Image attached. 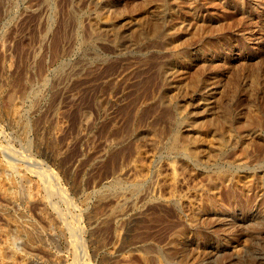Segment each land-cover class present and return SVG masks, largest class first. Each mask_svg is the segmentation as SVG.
I'll use <instances>...</instances> for the list:
<instances>
[{"label": "rangeland", "instance_id": "1", "mask_svg": "<svg viewBox=\"0 0 264 264\" xmlns=\"http://www.w3.org/2000/svg\"><path fill=\"white\" fill-rule=\"evenodd\" d=\"M165 1L0 0V178L16 190L0 198V227L27 264H264V180L210 187L243 157L235 169H264V0H195L213 27L187 30L174 46V14L128 22ZM175 1L188 26L194 18ZM165 71L198 72L207 85L176 90ZM218 103L236 119L230 126L217 123ZM28 181L38 185L33 200ZM184 247L196 255L182 256Z\"/></svg>", "mask_w": 264, "mask_h": 264}, {"label": "bare ground", "instance_id": "2", "mask_svg": "<svg viewBox=\"0 0 264 264\" xmlns=\"http://www.w3.org/2000/svg\"><path fill=\"white\" fill-rule=\"evenodd\" d=\"M159 1V0H158ZM166 1H168V3H166ZM163 4H162V8H158L157 6H156V4H148V5H145L144 7H142L133 17H132V19H129V23L130 22H132L133 20H136V21H138V22H141V23H144V22H151V23H154V22H156V21H158L160 18H162L163 16H165V15H167V14H174L175 15V17H176V19H175V21L173 22V23H171L170 24V28L171 29H173L172 31H170V33H169V35H168V44H170V45H176L177 43V41H181V40H183L184 39V35L186 34V32H187V30L189 31V30H191V32H203V31H207L208 29H211V27H213L212 25H213V22H214V19H213V16L211 15V14H207V15H200V14H198L197 13V11L195 10V0H182L183 2H184V4H186V9L188 10L187 12H189L190 13V15L194 18V20H193V22L192 23H190L188 26L187 25H185L184 23H183V21H181L180 20V16H181V14L180 13H178V14H176V13H174V10L176 9V8H174V6H176V1L175 0H166ZM94 2V1H93ZM140 3V2H139ZM141 4V3H140ZM170 4V5H169ZM79 6V5H78ZM185 6V5H184ZM114 9V8H113ZM185 9V10H186ZM130 10V9H129ZM124 12V11H123ZM212 13V12H211ZM70 14V13H69ZM106 16V15H105ZM121 16V15H120ZM171 16V15H170ZM84 17V16H83ZM173 18V17H172ZM105 19H107V18H105ZM168 19H169V17H168ZM182 19V18H181ZM116 20V19H115ZM128 20V19H127ZM163 20V19H162ZM102 21H104L105 23H106V21L105 20H102ZM135 21V22H136ZM164 22V21H163ZM166 22V21H165ZM170 22V21H169ZM127 24L125 27H124V31H125V33L126 32H129L130 33V35H131V40L132 41H135V40H138V39H140V37H141V33L142 34H144L143 32H140V31H135L134 30V32H132V30H131V25L130 24ZM167 23V22H166ZM187 23H189V22H187ZM71 24V23H70ZM132 24V23H131ZM121 27V26H120ZM170 30V29H169ZM217 30V29H216ZM155 30L153 29L152 31H150L149 32V34H152L153 32H154ZM146 32V31H145ZM191 32H190V34H191ZM221 32V31H220ZM94 33V32H93ZM92 33V34H93ZM167 33V32H166ZM187 33H189V32H187ZM219 33V32H218ZM121 35H122V33H121ZM120 35V36H121ZM122 37V36H121ZM191 41V40H190ZM131 42V41H130ZM85 43V42H84ZM172 47V46H171ZM175 49V48H174ZM173 50V49H172ZM195 51V50H194ZM174 56H172V58H173ZM199 57V55L198 54H196V55H193V56H191V58L192 59H196V58H198ZM168 58V57H167ZM176 60H177V62L179 61V58H177V56H176ZM188 60V59H187ZM181 61V60H180ZM179 61V62H180ZM178 62V63H179ZM218 63V62H217ZM175 64V63H174ZM183 64V63H182ZM187 64V63H186ZM184 65V64H183ZM169 67V66H168ZM176 68V67H175ZM238 69V68H237ZM169 70V69H168ZM181 71H182V69H180ZM171 71V70H170ZM189 73V72H188ZM170 73L169 72H167V71H165L164 72V75H165V77L167 78V79H169V85L170 86H173L176 90H182L183 88H187V87H189V88H191L192 90H201V89H204V87L207 85V83H206V81H207V79L204 77V76H202V74L201 73H198V72H196V73H194V74H192V75H189V77L187 78V79H183L184 77H183V75H182V73L181 72H176L175 74H173V75H169ZM183 74H185V72L183 73ZM164 78V77H163ZM237 78V77H236ZM226 79V78H225ZM188 85V86H185V85ZM185 86V87H184ZM212 90V89H211ZM226 91V90H225ZM204 92V91H203ZM180 93V92H179ZM167 94V93H166ZM189 94V93H188ZM175 95V94H174ZM228 95H230V93L228 94ZM180 98V97H179ZM229 99V98H228ZM225 100V99H224ZM226 101V100H225ZM236 101V100H235ZM234 101V102H235ZM220 103V102H219ZM218 103V104H219ZM220 105V104H219ZM248 105V104H247ZM212 105H210V107H211ZM239 106V105H238ZM207 107V106H206ZM245 109V108H244ZM6 112V111H5ZM13 112V111H12ZM11 114H13V113H11ZM243 116H248L247 118H253L254 116H255V113H254V111L252 110V111H247L246 112V110L243 112V114H242ZM196 116V115H195ZM202 118H204V117H202ZM199 119V118H193V119H190V118H185L184 119V121L186 122V123H188L189 125H191V126H199L201 123H202V121H206L207 120V118L206 119ZM217 123H219V124H221L222 126H225V127H227V126H230V124L232 123V121H233V119H234V116L232 115V112H230V110H229V108H227L225 105H220V108H219V110H218V114H217ZM236 118V117H235ZM239 118V117H238ZM257 118V117H256ZM259 118V117H258ZM210 120V119H209ZM211 121V120H210ZM234 121H236V119H234ZM233 121V122H234ZM212 122H214L213 120H212ZM25 123V122H24ZM82 123V122H81ZM210 123V122H209ZM83 124V123H82ZM81 124V125H82ZM206 124H207V121H206ZM205 124V125H206ZM215 124V123H214ZM218 124V125H219ZM243 124V123H242ZM209 125V124H208ZM207 125V126H208ZM216 125V124H215ZM203 126H204V123H203ZM210 126V125H209ZM243 126V125H242ZM245 126V125H244ZM21 127V126H20ZM240 127V126H239ZM246 127V126H245ZM201 128H203V127H201ZM217 128H218V126H217ZM159 129V128H158ZM190 129V128H189ZM193 129V128H192ZM220 130H221V127L219 128ZM218 129V130H219ZM226 129H228V128H226ZM212 130V129H211ZM216 131V130H215ZM222 131V130H221ZM221 133V132H220ZM246 133V132H245ZM150 134V133H149ZM243 134V133H242ZM247 135H248V137L247 138H255L256 137V134H255V131H251V132H248L247 133ZM258 138H260V137H258ZM248 139V140H249ZM197 141L199 140V139H196ZM215 140V139H214ZM247 140V139H246ZM253 142L255 141L256 142V139L255 140H252ZM251 141V142H252ZM157 142V141H156ZM181 142V140L179 141V139H178V137H176V136H173L172 137V141H171V143H170V148H172V149H175V148H177V146L179 145V144H181L180 143ZM196 142V141H195ZM216 143H215V146H217L219 149H221V147L223 146V144H224V139H223V135L221 134V135H219V136H217V138H216V141H215ZM226 143V142H225ZM245 143H249V142H246L245 141ZM260 143H261V141H260ZM253 144V143H252ZM158 145V144H157ZM161 145V144H160ZM185 145V144H184ZM263 145V144H262ZM38 146V145H37ZM180 146V145H179ZM248 146V145H247ZM255 146V145H254ZM8 147V146H7ZM6 147V148H7ZM143 147V146H142ZM145 147V146H144ZM147 147V146H146ZM226 148V147H225ZM55 149V148H54ZM251 149V148H250ZM196 150L198 151V149L196 148ZM174 151V150H173ZM251 151V150H250ZM249 151V152H250ZM255 151V150H254ZM258 151H260V150H258ZM258 151H256V152H258ZM8 152V151H7ZM241 152V151H240ZM239 152V153H240ZM18 153V152H17ZM56 154V153H55ZM232 154V153H231ZM230 154V155H231ZM243 154V153H242ZM241 155V154H240ZM239 155V156H240ZM53 156V155H52ZM233 156V155H232ZM253 156V155H252ZM11 157H12V155H11ZM54 157V156H53ZM254 157V156H253ZM141 158V157H140ZM140 158H139V160H140ZM255 158V157H254ZM136 160L137 159H135V162H136ZM141 161V160H140ZM244 161H246V158L245 157H243L242 159H239L238 161L236 160V161H234L233 163H234V167H230V168H228V169H226V170H224V174L222 175V176H220V179H218L219 177L217 176V177H215L214 178V180H212L211 181V183H210V187H215L216 186V184L217 183H219V182H224V181H230L231 183H232V185L233 186H238V185H240V186H244V187H248V185H249V183L251 182V181H255V180H257V181H261V180H264V169H263V171H262V173L261 174H257V173H254V172H251V171H248V172H246V171H239V170H237V169H235L236 168V166H242V164H244L245 162ZM138 163V162H137ZM182 163V162H181ZM186 163V162H185ZM184 163V164H185ZM250 163H251V161H250ZM25 164V163H24ZM27 164V163H26ZM167 164V163H166ZM183 164V165H184ZM135 165H137V164H135ZM165 165V164H164ZM168 165V164H167ZM249 165V164H248ZM7 167H8V169L9 168H15V166H13V165H11L10 163H7V165H6ZM6 167V168H7ZM26 167V166H25ZM134 167V166H133ZM174 167H176V166H174ZM178 167V166H177ZM180 167V166H179ZM20 168H22V167H20ZM20 168H18L17 169V173H20L21 172V169ZM171 168V170L173 171V169H172V167H170ZM37 169H39L40 170V168H37ZM0 170H1V168H0ZM10 170V169H9ZM8 170V171H9ZM13 170V169H12ZM179 170V169H178ZM177 170V171H178ZM4 171V170H3ZM6 171V170H5ZM16 171V170H15ZM28 171V170H27ZM43 171V170H42ZM141 171V170H140ZM170 171V170H169ZM12 172V171H11ZM179 173V172H178ZM177 173V174H178ZM5 174V173H4ZM123 174V173H122ZM125 174V173H124ZM159 174H161V173H159ZM176 174V175H177ZM21 175V174H20ZM139 175V174H138ZM159 176V175H158ZM2 177V176H1ZM41 177H44L43 175H41ZM40 177V178H41ZM170 177V176H169ZM169 177L166 179V180H169ZM198 177H200V176H198ZM198 177H196V178H198ZM125 178V177H124ZM142 178V177H141ZM177 178V177H176ZM195 178V177H194ZM201 178V177H200ZM159 179V178H158ZM171 179V178H170ZM178 179V178H177ZM48 180V179H47ZM120 180V179H119ZM125 180H126V178H125ZM139 180V179H138ZM6 181V180H5ZM14 181V180H13ZM30 181V180H29ZM28 181V183L26 184V186H25V197H26V199H28V200H30V199H32L33 200V198L37 195V193H38V185L35 183V181L34 182H29ZM46 181V180H45ZM133 181V180H132ZM159 181H160V179H159ZM161 181H162V178H161ZM164 181V180H163ZM179 181H181V179L179 180ZM43 182V181H42ZM120 182V181H119ZM166 182V181H165ZM168 182V181H167ZM166 182V183H167ZM182 182V181H181ZM26 183V182H25ZM45 183V182H44ZM177 183H179V182H177ZM9 185V183H5L4 181H2L1 180V178H0V198L2 199V200H7V201H12V200H14V198H15V194H14V192L16 191L15 189H14V191L13 190H9L8 189V185ZM115 184V183H114ZM158 184V183H157ZM162 184H163V182H162ZM168 184V183H167ZM165 185V184H164ZM177 185H179V184H177ZM181 185H184V184H181ZM181 185H180V187H181ZM221 185V184H220ZM12 186V185H11ZM45 186V185H44ZM167 186V185H166ZM169 186V185H168ZM171 186H172V184H171ZM204 186V185H203ZM223 186V185H222ZM47 187V186H46ZM177 187H179V186H177ZM179 187V188H180ZM218 187V186H217ZM259 187H260V185H259ZM16 188V187H15ZM57 188V187H56ZM161 188V187H160ZM166 188V187H165ZM164 188V189H165ZM171 188V187H170ZM182 188V187H181ZM46 189V188H45ZM49 189H50V187H49ZM157 189V188H156ZM163 189V188H162ZM166 189H169V188H166ZM241 189V188H240ZM239 189V190H240ZM57 190V189H56ZM180 190V189H179ZM218 190V189H217ZM223 190H225V188L223 189ZM212 191H213V189H212ZM242 191V190H241ZM19 192V191H18ZM131 192V191H130ZM180 192H181V190H180ZM190 192V191H189ZM225 192V191H224ZM16 193V192H15ZM61 194V193H60ZM127 194V193H126ZM125 194V195H126ZM129 194V193H128ZM190 194H191V192H190ZM196 194V193H195ZM223 194V193H222ZM230 194H232V192L230 191ZM238 194H239V192H238ZM21 195V194H20ZM237 195V194H236ZM22 196V195H21ZM188 196H189V194H188ZM194 196V195H193ZM241 197H242V195H240ZM47 197V196H46ZM117 197V196H116ZM120 197V196H119ZM173 197H174V195H173ZM179 197V196H178ZM190 197V196H189ZM237 197V196H236ZM191 198V197H190ZM228 198V197H227ZM117 199V198H116ZM196 199V198H195ZM232 199V198H231ZM65 200V199H64ZM162 200V199H161ZM199 200V199H198ZM65 202V201H64ZM87 202V201H86ZM185 202H188V201H185ZM192 202V201H191ZM211 202H212V200H211ZM9 203V202H8ZM167 203V202H166ZM183 203V202H182ZM196 203V202H195ZM28 204V203H27ZM128 204V203H127ZM188 204V203H187ZM193 204V203H192ZM212 204V203H211ZM232 204V203H231ZM8 205H10V204H8ZM48 205H49V202H48ZM182 205V204H181ZM15 206V205H14ZM53 207V206H52ZM166 207V206H165ZM179 207V206H178ZM183 207V206H182ZM187 207V206H186ZM195 207V206H194ZM193 207V208H194ZM151 208V207H150ZM168 208V207H167ZM185 208V207H184ZM191 208V207H190ZM192 209V208H191ZM172 210V209H171ZM176 211V210H175ZM183 211H185V210H183ZM195 211V210H194ZM189 212V211H188ZM253 212V211H252ZM48 213V212H47ZM107 213V212H106ZM137 213V212H136ZM12 214V213H11ZM135 214V213H134ZM133 213H132V215H134ZM151 214H152V212H151ZM3 215H4V213H3ZM7 215V214H6ZM13 215V214H12ZM12 215H9L10 217L12 216ZM24 215V214H23ZM62 215V214H61ZM64 215V214H63ZM66 215H67V213H66ZM65 215V216H66ZM5 216V215H4ZM18 216H20V214L18 215ZM54 216V215H53ZM24 217V216H23ZM161 217V216H160ZM221 217V216H220ZM211 218V217H210ZM260 218V217H259ZM50 219V218H49ZM140 219V218H139ZM156 219H158V218H156ZM162 219V218H161ZM163 219H164V217H163ZM184 219V218H183ZM10 220V219H9ZM62 220V219H61ZM69 220V219H68ZM72 220V219H71ZM76 220V219H75ZM134 220V219H133ZM132 220V221H133ZM153 220V219H152ZM205 220V219H204ZM155 221V220H154ZM162 221V220H161ZM166 221V220H165ZM164 220H163V222H165ZM169 221V220H168ZM8 220H7V224H8ZM63 222V221H62ZM159 222H160V219H159ZM158 222V223H159ZM12 223V222H11ZM10 223V224H11ZM157 223V224H158ZM175 223V222H174ZM176 223H178V222H176ZM2 224V223H1ZM14 223H12V225H13ZM31 224V223H30ZM245 224H246V222H245ZM4 225V224H3ZM11 225V226H12ZM32 225H33V223H32ZM46 225V224H45ZM51 225V224H50ZM127 225V224H126ZM170 225V224H169ZM184 225V224H183ZM65 226H67L68 227V225H65ZM118 226V225H117ZM146 226V225H145ZM172 226V224L170 225V227ZM185 226V225H184ZM16 227V226H15ZM23 228H20L19 226H18V229H21V231L24 233V232H28V230H26V229H24L25 227L24 226H22ZM33 227V226H32ZM162 227H163V225H162ZM246 227V226H245ZM12 228V227H11ZM14 228V227H13ZM52 228V227H51ZM60 228V227H59ZM78 228V227H77ZM136 228H137V226H136ZM140 228V227H139ZM165 228H167V226H165ZM173 228V227H172ZM185 228V227H184ZM5 228H2V227H0V264H27V263H29L31 260H32V258L28 255V254H26V253H22V252H19V251H15V249H13V247H12V245H11V242H10V238H9V236L7 235V231L6 230H4ZM15 229V228H14ZM50 229V228H49ZM81 229V228H80ZM52 230V229H51ZM164 230H166V229H164ZM163 230V231H164ZM173 230V229H172ZM183 230V229H182ZM199 230V232L201 233L200 235H202L203 237H210L211 235L209 234V232L208 231H206V230H203V229H198ZM20 231V230H19ZM39 231V230H38ZM61 231V230H60ZM69 231V230H68ZM80 232V231H79ZM145 232V231H144ZM154 232V231H153ZM18 233V232H17ZM31 233V232H30ZM69 233V232H68ZM17 235V234H16ZM167 235H169V234H167ZM171 235V234H170ZM22 236V235H21ZM117 236V235H116ZM39 237V236H38ZM114 237V236H113ZM166 238H167V236H165ZM168 237H170V236H168ZM174 236H172V238H173ZM70 238V237H69ZM140 238V237H139ZM16 239V238H15ZM34 239V238H33ZM174 239V238H173ZM203 239V238H202ZM54 240V239H53ZM156 240V239H155ZM182 240V239H181ZM31 241V240H30ZM66 241V240H65ZM183 241V240H182ZM22 242V241H21ZM41 242V241H40ZM162 242V241H161ZM173 242V241H172ZM179 242H180V240H179ZM214 242H216V241H214ZM127 243V242H126ZM171 243V242H170ZM177 243V242H176ZM217 243V242H216ZM25 244V243H24ZM79 244V243H78ZM130 244H131V242H130ZM175 244V243H174ZM115 245V244H114ZM180 245H181V242H180ZM39 246V245H38ZM74 246V245H73ZM123 246V245H122ZM263 246V245H262ZM120 247H121V245H120ZM125 247V246H124ZM123 247V248H124ZM188 247V246H187ZM190 247V246H189ZM193 247V246H192ZM191 247V248H192ZM264 247V246H263ZM133 248V247H132ZM156 248V247H155ZM204 248V247H203ZM216 248V247H215ZM43 249V248H42ZM77 249V248H76ZM195 249V248H194ZM239 249V248H238ZM122 250V249H121ZM163 250V249H162ZM175 250V249H174ZM184 250V251H183ZM196 250H198V249H196ZM199 250H201V249H199ZM206 250V249H205ZM209 250V249H208ZM25 251V250H24ZM177 251V250H176ZM211 251V250H210ZM209 251V252H210ZM183 252V253H182ZM203 252H204V250H203ZM212 252V251H211ZM30 253V252H29ZM181 255L182 256H186V255H191L192 257H194V255H196V253H194V251H191V250H189L188 249V251H187V249L184 247V249H182V251H181ZM198 253H200V252H198ZM165 254V253H164ZM202 254V253H201ZM211 254V253H210ZM215 254V253H214ZM213 254V255H214ZM222 254V253H221ZM219 255V254H218ZM223 255V254H222ZM226 255H228V254H226ZM53 256V255H52ZM56 256V255H55ZM167 257V256H166ZM172 257V256H171ZM179 257V256H178ZM201 257V256H200ZM56 258V257H55ZM55 258H53V261H52V264H58V261H59V259L57 258V259H55ZM131 258V257H130ZM148 259H150V258H148ZM189 259V258H188ZM193 259V258H192ZM196 259V258H195ZM198 259V258H197ZM196 259V260H197ZM225 259V258H224ZM34 260V259H33ZM36 260V259H35ZM132 260V259H131ZM160 260V259H159ZM190 260V259H189ZM209 260V259H208ZM218 260V259H217ZM217 260H215V261H217ZM187 261V260H186ZM185 261V262H186ZM195 261V260H194ZM256 261V260H255ZM224 262V261H223ZM39 263V262H38ZM260 263V262H259ZM31 264V263H30ZM33 264V263H32ZM110 264H112V263H110ZM172 264H174L173 262H172ZM177 264V263H176Z\"/></svg>", "mask_w": 264, "mask_h": 264}]
</instances>
